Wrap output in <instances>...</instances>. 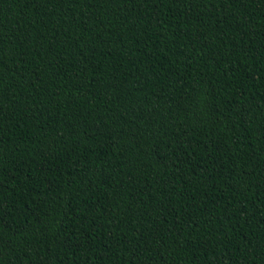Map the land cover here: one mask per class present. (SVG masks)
Returning a JSON list of instances; mask_svg holds the SVG:
<instances>
[{"label":"trees","instance_id":"trees-1","mask_svg":"<svg viewBox=\"0 0 264 264\" xmlns=\"http://www.w3.org/2000/svg\"><path fill=\"white\" fill-rule=\"evenodd\" d=\"M0 264H264V0H0Z\"/></svg>","mask_w":264,"mask_h":264}]
</instances>
